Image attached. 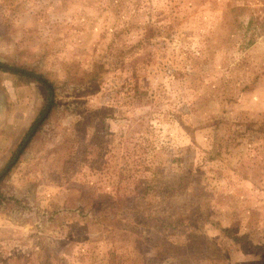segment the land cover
Segmentation results:
<instances>
[{
	"label": "rangeland",
	"instance_id": "rangeland-1",
	"mask_svg": "<svg viewBox=\"0 0 264 264\" xmlns=\"http://www.w3.org/2000/svg\"><path fill=\"white\" fill-rule=\"evenodd\" d=\"M263 20L264 0H0V65L56 105L0 182V264H264ZM2 70L0 172L47 107Z\"/></svg>",
	"mask_w": 264,
	"mask_h": 264
},
{
	"label": "trees",
	"instance_id": "trees-1",
	"mask_svg": "<svg viewBox=\"0 0 264 264\" xmlns=\"http://www.w3.org/2000/svg\"><path fill=\"white\" fill-rule=\"evenodd\" d=\"M259 28H261L262 32H264V20L259 23ZM12 68H14V70H9L7 72L16 75L20 80H23L24 82H35V83L41 85V87L43 88V90L45 92V95H46V98H45L46 104H45V106H47L48 99H49V96H50V90L53 89V84L51 82H49L48 80H46L45 78H43L41 75H39V74L37 75L36 74L41 79H43L46 83H48V86L45 85L40 79L35 78L33 76L35 73L30 71V70H25V69L15 68V67H12ZM2 71H5V70H2ZM55 107H56L55 103L52 102V104L50 106V110H49L47 116L44 118V120L41 122V124L39 126H42L44 124V122L48 119V117L53 113ZM262 125L263 126H262L261 130L264 131L263 130L264 121L262 122ZM31 128H32V126L29 128V131L31 130ZM29 131H28V133H29ZM13 157H11L10 161L13 159ZM2 179H3V175L0 176V182H1ZM222 231H225V230H222ZM233 240L236 243H239L241 246L245 245L246 247H249V248L256 247V245L252 246V243L250 242V239L248 238L247 234H241L239 236H234Z\"/></svg>",
	"mask_w": 264,
	"mask_h": 264
},
{
	"label": "water",
	"instance_id": "water-1",
	"mask_svg": "<svg viewBox=\"0 0 264 264\" xmlns=\"http://www.w3.org/2000/svg\"><path fill=\"white\" fill-rule=\"evenodd\" d=\"M1 69H5V70H14L13 68H8L4 65H0ZM35 78L40 79L45 85L48 86V83H46L43 79H41L39 76H37L36 74L33 75ZM53 102V91L52 89L50 90V96H49V100H48V104L47 107L45 108V110L43 111V113L40 115V117L38 118V120L34 123V125L32 126L30 132L28 133V135L26 136V138L24 139V141L22 142L20 148L18 149L16 155L13 157V159L11 160V162L6 166V168L0 173V176H2L4 173H6L10 167L13 165V163L16 161V158L18 156V154H20V151L24 148V146L28 143V141L30 140L31 136L34 134V132L36 131L37 127L41 124V122L44 120V118L46 117V115L48 114L49 110H50V106Z\"/></svg>",
	"mask_w": 264,
	"mask_h": 264
}]
</instances>
